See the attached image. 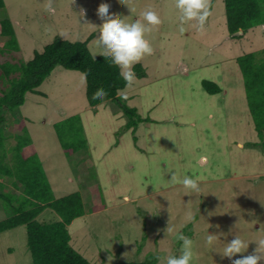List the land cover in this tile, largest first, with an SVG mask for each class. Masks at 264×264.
Segmentation results:
<instances>
[{"label": "rangeland", "instance_id": "rangeland-1", "mask_svg": "<svg viewBox=\"0 0 264 264\" xmlns=\"http://www.w3.org/2000/svg\"><path fill=\"white\" fill-rule=\"evenodd\" d=\"M3 2L0 22L11 23L18 52L0 54V64L26 63L55 38L85 42L91 36L87 48L93 58L100 56L93 43L98 32L89 24H101L96 14L101 3L126 23L141 20L146 10L162 21L145 35L153 54L136 64L146 77L118 92L120 102L135 110L134 119L142 120L136 127L126 126L128 117L115 102L90 108L80 72L56 67L37 89L42 95L27 93L3 128L4 163L12 164L13 136L21 134L23 123L32 141L23 154L37 155L53 197L80 193L87 214L67 227L71 247L92 264L138 263L149 256L166 264L167 256L180 255L182 241L176 236L182 233L193 241L191 264H231L221 255L235 236L249 243L243 255L251 254L264 238V156L247 147L258 139L236 59L264 49V24L230 36L223 0H211L202 34L196 21L180 23L182 13L173 0H130L126 5L120 0H75L73 5L53 0L54 14L45 10L46 0ZM7 40L0 35V47ZM202 80L221 93L205 92ZM74 116L87 148L68 157L56 126ZM171 176L197 180L199 193L171 182ZM0 182V192L19 195L23 188L13 189L7 178ZM97 184L100 192L93 196ZM99 205L104 209L98 210ZM8 215L0 201V221ZM58 219L46 209L37 221ZM208 234L218 236L211 246ZM0 264H32L24 226L0 234Z\"/></svg>", "mask_w": 264, "mask_h": 264}, {"label": "trees", "instance_id": "trees-1", "mask_svg": "<svg viewBox=\"0 0 264 264\" xmlns=\"http://www.w3.org/2000/svg\"><path fill=\"white\" fill-rule=\"evenodd\" d=\"M225 18L229 35L234 37L239 31L247 30L264 24V0H223ZM0 0V9L4 8ZM0 35L8 40L0 47V54L18 52V45L13 27L9 20L0 22ZM237 36V35H236ZM91 36L85 42H70L55 38L41 52H34L33 58L26 63L0 64V82L5 83L0 88V178H7L13 189L22 186L21 193L0 192L2 208L9 215L0 221V234L24 226L26 244L32 264H92L70 245V235L67 227L77 218L85 216L86 211L80 193H73L61 198H54L45 180L37 155L24 156L23 148L32 141L23 123L19 124L21 134L13 136L12 164L4 163L6 138L5 125L11 124L9 117L25 102L27 93L40 94L37 89L56 67L64 70L87 72L85 97L87 105L94 110L108 102L117 103L128 117L126 126L136 127L141 119H134L135 110L120 102L118 92L126 88L120 75V69L111 59L103 56L93 58L87 48ZM243 76L246 101L258 142L249 143L250 149H258L264 156V49L249 53L236 59ZM133 71L136 77H146L145 71L135 65ZM202 88L210 95L220 94L221 89L214 83L202 80ZM104 88L108 95L104 101L93 100L92 94L97 88ZM147 125L151 120L146 121ZM60 128L63 133L60 134ZM56 134L63 152L70 157L72 153L87 148L80 119L77 116L68 118L57 124ZM10 137V135H9ZM91 179L95 177L91 173ZM4 182H0L3 188ZM93 191V196L100 192ZM101 194V193H100ZM97 208L103 210L104 208ZM50 209L58 216V221L41 223L39 215ZM128 264H157V258L147 257L144 261Z\"/></svg>", "mask_w": 264, "mask_h": 264}, {"label": "clouds", "instance_id": "clouds-1", "mask_svg": "<svg viewBox=\"0 0 264 264\" xmlns=\"http://www.w3.org/2000/svg\"><path fill=\"white\" fill-rule=\"evenodd\" d=\"M120 2L126 5L130 3V0H120ZM173 2L175 8L182 13L180 23L196 21V31L202 34L207 19L211 15V0H173ZM74 3L75 0H71V5ZM44 8L49 13H55L53 0H46ZM96 14L101 20L99 26L85 21L86 24H89L98 32L93 43L99 50V55L106 59L110 58L111 62L120 69V75L125 82V86L131 87L137 79L133 71L134 66L146 56H151L154 51L145 35L156 29L162 21L155 11L146 10L141 14V20L126 23L119 14L110 13V5L107 3H101L96 10ZM79 15L83 18L86 15V10L81 8ZM146 25L150 27H146ZM179 31L183 33L185 29L180 27ZM87 76V72L80 73L81 83L87 84ZM107 95L108 93L104 88H97L92 94V99L104 101ZM124 98L127 99V97ZM206 159V157H201V162L206 161ZM171 182L181 183L184 189L191 193H199L200 191L197 180L191 177L185 176L182 181H178L175 176H171ZM188 219H192L191 213L188 214ZM166 231L171 233L174 230L167 228ZM176 238L182 241L180 255L167 256L166 264H191L193 241L182 233L177 234ZM217 240V235L208 234L206 244L211 246ZM255 244L256 248L251 254L243 255L248 249L249 243L235 236L225 244L221 258H227L231 264H261L264 261V238L259 239ZM158 259L162 260V258Z\"/></svg>", "mask_w": 264, "mask_h": 264}, {"label": "crops", "instance_id": "crops-1", "mask_svg": "<svg viewBox=\"0 0 264 264\" xmlns=\"http://www.w3.org/2000/svg\"><path fill=\"white\" fill-rule=\"evenodd\" d=\"M119 96V95H118ZM45 211V210H44Z\"/></svg>", "mask_w": 264, "mask_h": 264}]
</instances>
